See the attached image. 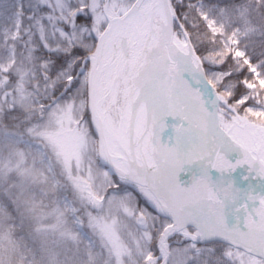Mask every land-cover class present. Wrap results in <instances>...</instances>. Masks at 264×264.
<instances>
[{
  "label": "snow or ice",
  "instance_id": "snow-or-ice-1",
  "mask_svg": "<svg viewBox=\"0 0 264 264\" xmlns=\"http://www.w3.org/2000/svg\"><path fill=\"white\" fill-rule=\"evenodd\" d=\"M0 264H264V0H0Z\"/></svg>",
  "mask_w": 264,
  "mask_h": 264
}]
</instances>
